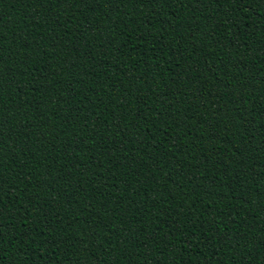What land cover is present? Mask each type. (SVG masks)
Returning a JSON list of instances; mask_svg holds the SVG:
<instances>
[{
    "label": "trees",
    "instance_id": "1",
    "mask_svg": "<svg viewBox=\"0 0 264 264\" xmlns=\"http://www.w3.org/2000/svg\"><path fill=\"white\" fill-rule=\"evenodd\" d=\"M0 264H264V0H0Z\"/></svg>",
    "mask_w": 264,
    "mask_h": 264
},
{
    "label": "snow or ice",
    "instance_id": "2",
    "mask_svg": "<svg viewBox=\"0 0 264 264\" xmlns=\"http://www.w3.org/2000/svg\"><path fill=\"white\" fill-rule=\"evenodd\" d=\"M141 2H152V0H141Z\"/></svg>",
    "mask_w": 264,
    "mask_h": 264
}]
</instances>
